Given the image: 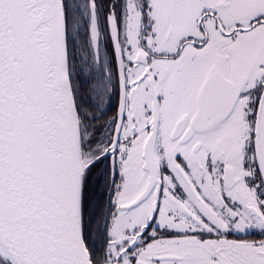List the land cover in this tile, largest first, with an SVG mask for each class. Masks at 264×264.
<instances>
[{
  "label": "snow or ice",
  "instance_id": "snow-or-ice-1",
  "mask_svg": "<svg viewBox=\"0 0 264 264\" xmlns=\"http://www.w3.org/2000/svg\"><path fill=\"white\" fill-rule=\"evenodd\" d=\"M0 264H264V0H0Z\"/></svg>",
  "mask_w": 264,
  "mask_h": 264
}]
</instances>
